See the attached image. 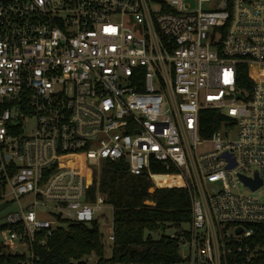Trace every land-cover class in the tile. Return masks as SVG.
Segmentation results:
<instances>
[{"label": "built area", "instance_id": "2783aa9c", "mask_svg": "<svg viewBox=\"0 0 264 264\" xmlns=\"http://www.w3.org/2000/svg\"><path fill=\"white\" fill-rule=\"evenodd\" d=\"M208 109L224 117L204 136ZM106 161L188 189L179 264L257 260L264 0H0V205L18 204L0 247L37 264L36 242L95 220L113 242L105 195H91Z\"/></svg>", "mask_w": 264, "mask_h": 264}, {"label": "trees", "instance_id": "16d2710c", "mask_svg": "<svg viewBox=\"0 0 264 264\" xmlns=\"http://www.w3.org/2000/svg\"><path fill=\"white\" fill-rule=\"evenodd\" d=\"M245 81L242 84L247 86ZM223 117L219 110H204L202 134L209 136L219 128ZM153 169L164 171L159 167ZM153 185L147 175L130 173L124 161L104 162L91 195L93 198L100 191L113 207L115 240L110 242L111 255H107L109 242L97 220L90 225L68 223L47 237L45 244L35 243L37 264H179L178 239L166 230L191 221V197L186 188L156 187L151 191ZM148 200L155 203H147ZM255 230L257 236H264V225H257ZM153 232L160 236L155 238ZM40 237L38 234L37 238ZM92 254L97 257L95 262L84 259ZM22 258L13 250L0 247V264H22ZM253 264H264V252Z\"/></svg>", "mask_w": 264, "mask_h": 264}, {"label": "rangeland", "instance_id": "374dc122", "mask_svg": "<svg viewBox=\"0 0 264 264\" xmlns=\"http://www.w3.org/2000/svg\"><path fill=\"white\" fill-rule=\"evenodd\" d=\"M100 171H101V169L96 172V176L100 175ZM178 181H179V177L178 176H176V177L163 176L161 178H158V182L162 183V186L175 185V184H177ZM156 187H157V185H155V183H154V185L150 188V190L154 191L156 189ZM22 201L25 202L26 199L23 198ZM149 201L152 202L153 204L155 203L152 200H148L147 202H149ZM17 209H18V204L16 202H14V201H10L7 204L0 205V224L6 220V216H7V214L9 212L16 211ZM103 212L105 213L104 218L102 217L101 214L98 215V217L100 216V220L102 222L107 223V222H112L114 220L113 219L114 218L113 208H112L111 205L106 204L104 206ZM184 227L187 228L188 225L185 224ZM175 231H176V229H174V228H167V230H166V232L169 233V234H171V233H173ZM152 235L155 238H158L160 236V233L159 232H153ZM107 255L108 256L111 255L110 242L107 245Z\"/></svg>", "mask_w": 264, "mask_h": 264}, {"label": "water", "instance_id": "95a60500", "mask_svg": "<svg viewBox=\"0 0 264 264\" xmlns=\"http://www.w3.org/2000/svg\"><path fill=\"white\" fill-rule=\"evenodd\" d=\"M239 96H241V94H239ZM234 165H235V161L232 160L231 163H230V167H233ZM248 183H249V180H248ZM251 184H252L253 188H256L258 185H260V182H252ZM147 203L153 204L150 201L147 202ZM238 230H242V227H239ZM17 254H19V252H17Z\"/></svg>", "mask_w": 264, "mask_h": 264}, {"label": "bare ground", "instance_id": "6f19581e", "mask_svg": "<svg viewBox=\"0 0 264 264\" xmlns=\"http://www.w3.org/2000/svg\"><path fill=\"white\" fill-rule=\"evenodd\" d=\"M163 176L176 177V176H174V175L161 174V175H156V176H155V179H156L157 182H158V178H161V177H163ZM158 184L162 186V183H159V182H158Z\"/></svg>", "mask_w": 264, "mask_h": 264}]
</instances>
